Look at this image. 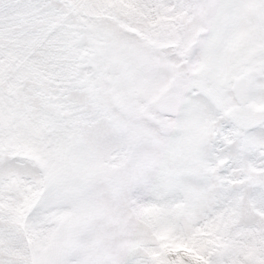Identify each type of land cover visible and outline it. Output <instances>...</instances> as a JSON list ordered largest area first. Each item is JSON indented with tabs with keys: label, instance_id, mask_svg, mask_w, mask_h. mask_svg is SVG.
<instances>
[{
	"label": "snow or ice",
	"instance_id": "obj_1",
	"mask_svg": "<svg viewBox=\"0 0 264 264\" xmlns=\"http://www.w3.org/2000/svg\"><path fill=\"white\" fill-rule=\"evenodd\" d=\"M0 264H264V0H0Z\"/></svg>",
	"mask_w": 264,
	"mask_h": 264
}]
</instances>
